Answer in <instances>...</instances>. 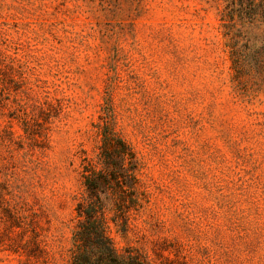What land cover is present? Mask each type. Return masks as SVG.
I'll use <instances>...</instances> for the list:
<instances>
[{
	"label": "rangeland",
	"instance_id": "obj_1",
	"mask_svg": "<svg viewBox=\"0 0 264 264\" xmlns=\"http://www.w3.org/2000/svg\"><path fill=\"white\" fill-rule=\"evenodd\" d=\"M235 2L0 0V196L43 251L6 241L0 264H69L83 159L108 117L145 195L125 228L106 214L118 252L264 264V31L241 28ZM231 19L250 45L240 72Z\"/></svg>",
	"mask_w": 264,
	"mask_h": 264
},
{
	"label": "trees",
	"instance_id": "obj_2",
	"mask_svg": "<svg viewBox=\"0 0 264 264\" xmlns=\"http://www.w3.org/2000/svg\"><path fill=\"white\" fill-rule=\"evenodd\" d=\"M235 6L241 28L258 31L262 27L264 31V0H236ZM230 23L224 28L233 36L229 45L230 57L233 69L240 72L245 58L242 49L250 45L240 42L242 32L236 29L233 19ZM113 120L112 117L105 118L101 127H97L101 139L95 160L83 159V193L75 205L78 221L71 237L69 264H149L143 255L129 248L118 252L108 233L106 214L113 213L112 220L122 221L125 228L130 216L138 213L145 202L140 189L139 159L134 148L114 131ZM0 208L4 222L0 246L10 242L7 246L14 253L22 250L28 258L42 254L34 222L18 216L2 195ZM14 229H21L17 241L11 238ZM28 232L32 237L23 242Z\"/></svg>",
	"mask_w": 264,
	"mask_h": 264
}]
</instances>
